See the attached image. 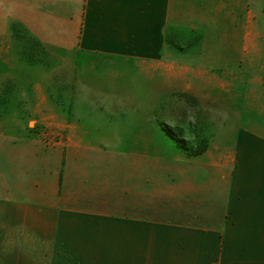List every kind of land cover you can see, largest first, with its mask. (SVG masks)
Segmentation results:
<instances>
[{
	"label": "crops",
	"instance_id": "1",
	"mask_svg": "<svg viewBox=\"0 0 264 264\" xmlns=\"http://www.w3.org/2000/svg\"><path fill=\"white\" fill-rule=\"evenodd\" d=\"M263 1L0 0V82L5 60H33V46L36 60L176 65L179 17L201 18L202 55L230 60L220 34ZM23 73L5 94L17 100H0V264H33L35 245L76 264H264L262 111L238 108L224 155L147 152L157 124L67 121L50 80ZM56 118L63 141L45 147L29 126Z\"/></svg>",
	"mask_w": 264,
	"mask_h": 264
},
{
	"label": "rangeland",
	"instance_id": "2",
	"mask_svg": "<svg viewBox=\"0 0 264 264\" xmlns=\"http://www.w3.org/2000/svg\"><path fill=\"white\" fill-rule=\"evenodd\" d=\"M190 18L179 17L177 30L167 36L171 42L168 44L178 54L176 65H169L173 60L143 66L132 62L112 64L108 60H36L37 50L33 46V60L3 63L0 100H17L5 94L21 87V82L13 78L24 72L29 79L32 77L34 87H39L41 79L50 80L49 101L65 111L67 121L92 123L109 118L115 124L132 120L153 122L160 133L154 135L147 129V152L152 147L153 152L185 153L179 144L189 150L201 149L206 144L205 151L224 155L228 146L225 141L233 131L230 124L240 119L238 108L244 104L248 110L257 108L263 112L259 121L264 123V1L257 17L236 18L240 26L234 32L220 34L219 45L230 60H217L212 54L209 57L208 49L202 55L201 18L194 17L193 26L187 21ZM252 48L257 49L256 56ZM87 104L112 105L108 108L114 111L84 112ZM43 122H31L29 128L34 138L45 147L57 146L63 138L57 118L50 122L54 124ZM54 248L55 245H35L33 264H76L71 257L58 255Z\"/></svg>",
	"mask_w": 264,
	"mask_h": 264
},
{
	"label": "trees",
	"instance_id": "3",
	"mask_svg": "<svg viewBox=\"0 0 264 264\" xmlns=\"http://www.w3.org/2000/svg\"><path fill=\"white\" fill-rule=\"evenodd\" d=\"M169 42V41H168ZM171 43V42H169ZM166 131V130H165ZM177 140V139H176ZM179 140H177L178 142ZM179 143V142H178ZM181 149L185 152V154L189 155V156H197V155H200L202 154L205 150H206V147L208 145L205 144V147L201 148V149H195V150H189L186 148V146H184L183 144H179Z\"/></svg>",
	"mask_w": 264,
	"mask_h": 264
}]
</instances>
